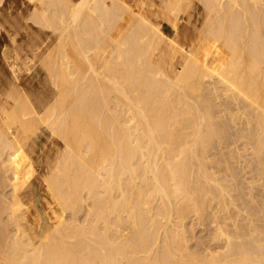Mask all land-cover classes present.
Instances as JSON below:
<instances>
[{
	"label": "bare ground",
	"instance_id": "6f19581e",
	"mask_svg": "<svg viewBox=\"0 0 264 264\" xmlns=\"http://www.w3.org/2000/svg\"><path fill=\"white\" fill-rule=\"evenodd\" d=\"M38 1L58 96L0 108V264H264V0ZM44 123L61 208L32 222Z\"/></svg>",
	"mask_w": 264,
	"mask_h": 264
},
{
	"label": "rangeland",
	"instance_id": "374dc122",
	"mask_svg": "<svg viewBox=\"0 0 264 264\" xmlns=\"http://www.w3.org/2000/svg\"><path fill=\"white\" fill-rule=\"evenodd\" d=\"M41 7L42 5L38 0H4L2 5L0 6V108L6 106L10 109L12 108L15 101L13 99H15L18 95L19 97H26L27 95V98L37 107L39 111H44L46 107H48L53 100L55 101L58 96V92L56 89L57 86H54V79L52 78V76L50 77V74L48 76L49 70L45 66V61L50 58L52 59L53 57L54 61H58V58H61V49L59 44L60 30L55 31L53 27L51 29V27H47L43 23L40 24L44 26H41L38 23L39 20L35 18L36 14L33 13V10H41ZM32 13L34 15L33 17ZM33 18L36 21H34ZM160 22L163 25V31L169 36L174 37L176 34V29L174 28L172 22L168 21L167 19L161 20ZM191 26L192 24H190L189 22L186 23L185 20H182V22H180L178 29L181 32L180 34L182 35L180 36L181 39H179V42L181 44H185V42H187V39L183 37L184 35L182 34V32L195 29L193 28L194 26ZM56 32L58 33V35L56 34ZM69 50H72L71 54L72 52L74 54L72 48ZM58 51L60 53V56L59 53L56 54L57 56L54 55ZM48 52L49 54L46 56ZM61 60L62 59H59V61ZM13 95L15 96L13 97ZM6 103H8V105ZM45 125V123L41 125L38 145L29 146L31 148H27V152L30 157L25 166L28 181L23 188V192L25 195L22 197V201L24 202V209H30L29 212L28 210L26 212H28L29 215H32H30L32 222H37V219H35L36 217H42L43 219L47 218L52 215L54 210L59 211L61 208H58L59 204L57 200H55L54 195H52L53 193H50L51 191L46 185L47 182L45 176L49 175L51 162H55L54 159L56 160L58 155V153L56 152L60 151L62 145L61 143L57 144L55 142V138L57 139L58 137H55L56 135L54 136V134L50 132V129H45L48 128V126ZM42 134H44V136ZM100 137V140L104 143L103 146H109L107 145L109 144L108 138L106 140V138L102 134H100ZM52 145L54 147H52ZM48 149H51V151H49ZM93 151L90 152V155H93ZM47 153H50V155ZM46 154L49 155L50 158L46 156ZM36 159L38 161H36ZM46 160L48 161L46 162ZM39 185L40 187L42 186L41 189L44 192L40 189ZM43 188L46 189L44 190ZM5 189L7 191L8 188ZM10 192L11 191L9 190L8 193ZM45 193H49L48 196ZM51 197H53V200L51 199ZM26 204L28 205V207ZM47 210L49 211L47 212ZM64 213L68 214L70 217V210L65 211ZM202 230V226H194L196 236L199 234L197 238L203 237L207 234L206 230ZM197 238H192L190 241V243L193 244L196 248ZM194 241L196 242V244Z\"/></svg>",
	"mask_w": 264,
	"mask_h": 264
}]
</instances>
